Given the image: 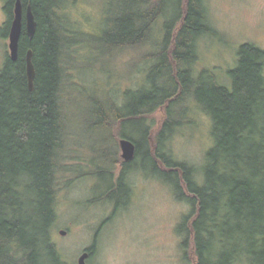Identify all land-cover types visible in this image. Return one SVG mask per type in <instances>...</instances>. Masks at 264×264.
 Masks as SVG:
<instances>
[{
	"label": "trees",
	"instance_id": "1",
	"mask_svg": "<svg viewBox=\"0 0 264 264\" xmlns=\"http://www.w3.org/2000/svg\"><path fill=\"white\" fill-rule=\"evenodd\" d=\"M67 1L22 0L24 11L33 8L36 32L29 37L24 19L19 57L12 60L8 53L0 70V264H45V252L55 253L49 236L75 149L70 121L80 116L67 100L75 104L82 94L95 103L97 122L107 127L114 146L93 159L96 170H78L79 176H98L105 187L101 196L117 199L118 207L129 193L123 177L134 164L140 166L138 161L148 162L191 208L177 230L186 252L192 239L196 264H264V49L244 43L225 84L210 71L198 76L194 69L200 40L216 33L204 0H108L98 36L70 18ZM4 2L7 36L16 0ZM160 19V39L143 56L153 62L146 81L126 90L121 103L106 89H97L100 97L90 96L76 76L97 61L152 41ZM79 45L88 46L87 56L95 52L94 63L82 57ZM28 48L37 66L33 89ZM208 77L212 81L204 84ZM192 99L212 118L214 144L201 167L164 148L168 133L187 122L177 118V109L187 111ZM159 109L164 120L156 130L150 121ZM123 137L136 144L131 163L119 154ZM121 164L125 168L117 180Z\"/></svg>",
	"mask_w": 264,
	"mask_h": 264
},
{
	"label": "rangeland",
	"instance_id": "2",
	"mask_svg": "<svg viewBox=\"0 0 264 264\" xmlns=\"http://www.w3.org/2000/svg\"><path fill=\"white\" fill-rule=\"evenodd\" d=\"M204 1L216 33L200 40L194 69L198 76L204 70L210 71L222 83L228 84V72L237 66L238 52L244 43H253L264 49V0ZM106 2L108 0H68L65 9L83 31L98 36L105 25ZM4 3L0 0V70L9 53V34L4 36L3 33L4 23L8 20ZM162 21L157 22L152 41L119 52L108 62L97 61L95 66L87 67L79 77L76 76L82 86L89 87L87 93L100 97L99 94L106 89L117 103H121L126 90L139 88L146 79L145 71L153 63L145 62L143 56L156 47ZM87 47L79 45L77 50L94 63L95 52L91 50L87 56ZM211 81L208 77L204 84ZM73 94L78 95V92ZM79 98L81 101L75 104L67 100L71 111L80 116L70 121V128L75 132L71 144L75 149L70 151L68 163L71 167L65 178L67 183L63 182L58 195L56 218L50 232V236L58 241L62 258L69 264H76L81 247L97 232L102 233V238L96 256L89 264H196L192 239L186 252L182 247L184 236L177 230L191 208L188 203L178 200L162 175L152 172L150 163L144 162L143 166L138 161L140 166L133 165L128 177L133 190L131 201L116 209L111 200L101 196L105 187L99 183L98 176H79L78 170H96L95 158L103 157L114 146L110 132L106 133L107 127L97 122L95 103L86 99L85 94ZM188 104L187 111L177 109V118L187 122L168 133L164 148L176 158L201 167L205 153L214 144L212 118L197 106L194 99ZM163 120L164 110L159 109L150 122L158 130ZM61 229L68 231L69 236L60 237ZM50 256L45 252V264H56Z\"/></svg>",
	"mask_w": 264,
	"mask_h": 264
},
{
	"label": "water",
	"instance_id": "3",
	"mask_svg": "<svg viewBox=\"0 0 264 264\" xmlns=\"http://www.w3.org/2000/svg\"><path fill=\"white\" fill-rule=\"evenodd\" d=\"M25 19V27L29 36H32L36 31L37 21L31 5H28L24 11L22 0H16L14 8V17L11 21V27L9 31V55L12 60H17L19 57L20 38L23 31ZM26 71L28 77V85L30 89L34 88L36 68L33 62V50L30 49L26 54ZM120 147L122 151V157L129 161L134 158L136 154V144L133 140L123 137L120 139ZM62 234L66 233V230H61ZM88 253H84L79 258V264H87Z\"/></svg>",
	"mask_w": 264,
	"mask_h": 264
},
{
	"label": "flooded vegetation",
	"instance_id": "4",
	"mask_svg": "<svg viewBox=\"0 0 264 264\" xmlns=\"http://www.w3.org/2000/svg\"><path fill=\"white\" fill-rule=\"evenodd\" d=\"M35 19L37 21L36 15H35ZM37 25H38V22H37ZM34 35H35V33L32 36H29V37L33 38ZM30 49H32V48H28V50H30ZM34 60L35 59H34V51H33V62H34V65H35V68H36V73H37V66H36V63H35ZM120 139H119V146H120ZM120 151H121V147H120ZM120 155L122 156V151L120 152ZM135 158H136V154H135L134 158L129 160V161L125 160L124 158L123 159H124L125 163H131V162H133L135 160ZM118 168H120V171L116 172V175H115V179H117V180L121 177L122 171L124 170L125 166H124V164H121V165L118 166ZM129 174H130V171L127 172L125 174V176L123 177L125 186H126V188L128 187V189H129V193H127L126 197L121 198L119 200V202H121L120 205H123V204L125 205V204H127L128 201H131L130 194L133 192V190H132V187L130 186V181L128 179ZM112 203L114 204V208L116 209L117 208V204H118L117 199L112 200ZM69 234L70 233H68V231H66L65 234H62L61 232L58 233L59 236L62 235L64 238L68 237ZM62 236H60V237H62ZM50 237L51 236H49L50 248H52L55 251V253H53V255L50 256L52 261H53V263H56V264H69L61 256V251H59L60 249L58 248V244H57L58 241L55 238L53 239V236L51 238ZM101 238H102V233H97L96 232V233L93 234V237L88 241V243L86 245H83V247H81L80 255L78 257V262H76V264H79V258L84 253H88V257H87V260H86L87 264H89L90 260H93L95 258ZM236 264H240V263H236Z\"/></svg>",
	"mask_w": 264,
	"mask_h": 264
}]
</instances>
